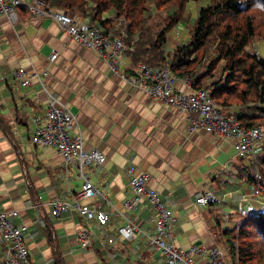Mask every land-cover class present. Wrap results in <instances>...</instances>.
Listing matches in <instances>:
<instances>
[{
	"label": "crops",
	"instance_id": "0c3cea01",
	"mask_svg": "<svg viewBox=\"0 0 264 264\" xmlns=\"http://www.w3.org/2000/svg\"><path fill=\"white\" fill-rule=\"evenodd\" d=\"M54 52L57 57L50 61ZM132 65L125 53L121 73L129 76ZM18 68L38 71L43 88L36 80L20 87L12 78ZM125 76L113 75L96 53L50 19L32 17L23 8L13 23L0 17V210L11 214L14 225L27 227L31 263L161 264L162 256L145 237L126 241L116 232L125 222L114 208L122 211L131 197L125 168L133 165L153 178L151 187L177 216L173 232L179 249L217 248L225 264L230 256L236 264L224 233L264 209L263 187L254 182L261 178L258 159L264 147L256 158L240 157L230 139L189 132L193 115L169 108ZM176 89L192 90L181 82ZM49 96L75 115L85 151L105 157L102 165L85 169L98 192L91 204H99L110 217L103 228L85 222L75 209L60 218L51 215L49 203H74L82 181L54 149L33 143V119L46 117ZM205 191H214L222 203L196 205ZM124 215L152 234L154 214L148 203ZM82 229L91 235L87 248L77 240ZM107 236L115 239L114 245ZM5 252L0 242V264Z\"/></svg>",
	"mask_w": 264,
	"mask_h": 264
},
{
	"label": "built area",
	"instance_id": "2783aa9c",
	"mask_svg": "<svg viewBox=\"0 0 264 264\" xmlns=\"http://www.w3.org/2000/svg\"><path fill=\"white\" fill-rule=\"evenodd\" d=\"M20 8L32 17L52 20L63 33L86 50L96 53L107 64L113 75L125 76L120 71L127 49L123 41L125 31L121 32L117 28L113 31H105L95 23L83 21L66 11L53 8L49 0H32L29 3H24L22 0H0V17H6L13 23L18 18ZM121 22L125 23L124 17L119 19L118 24H122ZM119 31L118 35L115 34ZM56 57L57 54L52 53L50 61H54ZM129 76L132 85L145 90L169 108L178 113L193 115L190 118L189 132L203 131L223 139H230L236 154L240 157L256 158L263 150L264 124L242 126L230 108H220L215 104L210 90L177 91L178 82L191 88L189 77L179 79L167 65L151 67L144 63L130 68ZM129 76L125 78L129 79ZM12 78L20 87H28L36 80L43 88L39 73L35 70L28 72L18 68L12 71ZM48 105L44 119H33L36 125L33 143L39 147L54 149L63 159L66 167L74 166L77 169L78 178L82 181L74 203L69 204L61 200H52L49 203L51 215L60 218L64 213L75 209L85 222L95 221L103 228L110 217L101 210L99 204H91V200L98 192L87 178L85 169L90 165H102L105 157L97 150L85 151L77 119L69 108L53 96L48 97ZM125 171L129 176L131 197L124 201L122 211L114 208L116 215L125 222L116 230L121 239L132 241L138 235L145 237L162 256L161 264H225L223 255L217 248L206 249L193 245L187 250L179 249L175 244L173 232L178 224V218L160 199L158 192L151 187L153 178L133 165H128ZM143 202L148 203L154 214L152 234L144 232L137 223L128 220L124 215ZM103 203L107 204L108 201L103 198ZM221 203V199L214 191L202 192L195 199V204L201 207ZM26 234L25 225H14L11 214L0 210V242L6 245L4 264H32L25 244ZM76 236L81 247L89 246L91 238L89 231L82 229ZM106 241L110 245L116 242L114 238L108 236Z\"/></svg>",
	"mask_w": 264,
	"mask_h": 264
},
{
	"label": "trees",
	"instance_id": "16d2710c",
	"mask_svg": "<svg viewBox=\"0 0 264 264\" xmlns=\"http://www.w3.org/2000/svg\"><path fill=\"white\" fill-rule=\"evenodd\" d=\"M188 1L50 0V5L95 23L105 31H113L119 19L124 17L127 41H133L136 35L139 37V42H131L134 49L127 53L129 61L133 65L143 62L151 67L169 65L176 77L192 76L210 48L214 47L215 57L206 64L205 75L192 79L191 89H204L202 80H212L217 63L223 61V78L210 81L215 104L220 108H238L237 120L242 126L264 124V59L246 51L252 38L260 32L264 37L263 29L256 24L259 16L264 17V0H203L206 5L198 9L189 41L165 53L166 35L183 20L182 10ZM148 4L155 9L170 6H167V17L155 22ZM109 12L111 16H105ZM255 102L260 105L256 106V113L249 114L248 105ZM258 160L262 166L261 178L254 179V182L264 190V155ZM232 231H225L224 235L228 249L236 256V264H264V212L245 218L237 233L231 235ZM252 236L261 243L262 252H254V243L250 241ZM232 239H239L241 244L235 248Z\"/></svg>",
	"mask_w": 264,
	"mask_h": 264
},
{
	"label": "rangeland",
	"instance_id": "374dc122",
	"mask_svg": "<svg viewBox=\"0 0 264 264\" xmlns=\"http://www.w3.org/2000/svg\"><path fill=\"white\" fill-rule=\"evenodd\" d=\"M205 5H206V3L203 0H197V1L190 0L187 3H185L184 8L182 10L183 20H181L176 26H174L166 35L167 36V43L164 47L165 53H170L176 49L177 45H183L189 41V38H190L189 36L191 34V30H192L194 22L197 18L198 9H200L201 7H203ZM167 6L168 5H165L161 9H155V8H152L149 4L147 5V7L152 8L151 13H152V17H155V22H157V21L160 22L162 19H164V17H167L168 12H169V11L167 12V10L169 9L168 7H170V6H168V7ZM105 16H107V17L111 16L110 12L107 13ZM121 23L122 24L117 23L116 28L122 32V31H125L127 24H126V22L125 23L121 22ZM256 24L260 27V30L263 29V31H264V27H263L264 17L259 16V20ZM120 31L115 33V34L118 35L120 33ZM117 35H115V36H117ZM127 39L128 38H126V31H125L123 41H124L125 46L127 47L126 51L128 50V51L132 52L134 48L131 46V42H133V43L139 42V37L137 35L134 36L133 41H131V42H128ZM134 40H136V41H134ZM213 48L212 47L210 48V52L208 53V55L205 54L206 57L203 59L202 63L196 68V71L192 72V74H191L192 76L189 77L190 82H191V87H192V79L193 78H197L201 75H205L206 64L209 63V61H211L215 57V51L213 52ZM128 51L126 53L129 54L130 52H128ZM246 51H248L250 53H256L258 56H260L262 59H264V37H263L262 32H260L254 38H252V40L250 42V46L247 48ZM139 63H143V62H139ZM139 63L137 62V64H139ZM144 64H146V63H144ZM222 65H223V61H220L217 63V66H216L217 68L215 69V72L213 74V76H214L212 79L213 81L221 80L223 78L224 74H223V71L221 70ZM178 78L181 79V77H178ZM212 80H210V81H212ZM210 81L202 80V86L204 89H210V85L213 82V81L212 82H210ZM210 91H211V89H210ZM256 103L257 102L250 103L248 105V109H249L250 113H256V106L260 105V103H258V104H256ZM232 106H235V105H232ZM262 106H264V104H262ZM227 108L231 109V107H227ZM244 212H246V211L244 210ZM263 212H264V209H263ZM233 230L234 231H232L231 235H233L234 232L237 233L239 228L237 227L236 229H233ZM232 241H233L235 248H237L238 245L241 244L239 239L238 240L232 239ZM250 241L252 243H254L253 244L254 248H255L254 252H256V253L262 252L263 249L261 248V246H262L261 243L258 242L259 243L258 244L257 240L253 236L250 238ZM258 260L259 259L257 256L256 261H258ZM226 261H227V263L229 262L230 264H232L231 262L234 261V259L230 256L229 260H226Z\"/></svg>",
	"mask_w": 264,
	"mask_h": 264
},
{
	"label": "bare ground",
	"instance_id": "6f19581e",
	"mask_svg": "<svg viewBox=\"0 0 264 264\" xmlns=\"http://www.w3.org/2000/svg\"><path fill=\"white\" fill-rule=\"evenodd\" d=\"M49 2H50V0H49ZM57 10H59V9H57ZM71 13V12H70ZM73 14V13H72ZM57 54V53H56ZM132 64V63H131ZM133 66V65H132ZM168 68L170 69V67H169V65H168ZM171 70V69H170ZM188 77V76H187ZM191 91H194V90H191ZM212 98V97H211ZM231 111L237 116V113H238V111H239V109L238 108H235V107H231ZM260 187V186H259ZM259 193V192H258Z\"/></svg>",
	"mask_w": 264,
	"mask_h": 264
},
{
	"label": "clouds",
	"instance_id": "9594fccd",
	"mask_svg": "<svg viewBox=\"0 0 264 264\" xmlns=\"http://www.w3.org/2000/svg\"><path fill=\"white\" fill-rule=\"evenodd\" d=\"M209 195H211V193H209Z\"/></svg>",
	"mask_w": 264,
	"mask_h": 264
}]
</instances>
